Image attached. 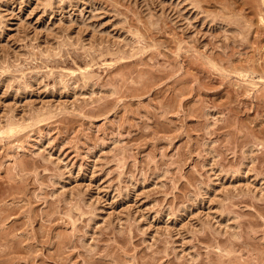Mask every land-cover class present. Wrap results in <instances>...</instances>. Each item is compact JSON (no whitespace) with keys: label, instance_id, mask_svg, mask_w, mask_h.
I'll return each mask as SVG.
<instances>
[{"label":"rangeland","instance_id":"rangeland-1","mask_svg":"<svg viewBox=\"0 0 264 264\" xmlns=\"http://www.w3.org/2000/svg\"><path fill=\"white\" fill-rule=\"evenodd\" d=\"M0 264H264V1L0 0Z\"/></svg>","mask_w":264,"mask_h":264},{"label":"bare ground","instance_id":"bare-ground-1","mask_svg":"<svg viewBox=\"0 0 264 264\" xmlns=\"http://www.w3.org/2000/svg\"><path fill=\"white\" fill-rule=\"evenodd\" d=\"M264 1V0H263ZM83 72V71H82ZM232 252V251H231ZM230 254V253H229Z\"/></svg>","mask_w":264,"mask_h":264}]
</instances>
